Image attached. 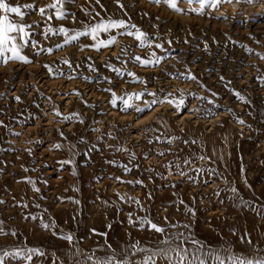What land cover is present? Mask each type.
Here are the masks:
<instances>
[{"label": "rangeland", "instance_id": "1", "mask_svg": "<svg viewBox=\"0 0 264 264\" xmlns=\"http://www.w3.org/2000/svg\"><path fill=\"white\" fill-rule=\"evenodd\" d=\"M9 2L15 5L17 0H9ZM30 2L32 0H19L21 4ZM49 2L50 0H37V6ZM120 3L124 5V9L119 7L116 0H100V4H96V0H74V2L69 0L65 7L70 13L75 14L77 22L73 24L72 17L69 15L65 20L53 18L51 23L54 27L63 24L68 28H80L81 22H89L88 16L82 9L91 11L93 8L105 19L109 16L114 19L129 20L130 18L132 24L149 33L150 37L159 35L162 39L173 41L171 46L165 43V48L174 51L159 65L142 67L138 62L128 60V57L133 55L147 58L152 51L160 56H165V53L154 47H138V42L133 37L117 35L114 31L112 34L117 35V43L112 48L101 49L100 52L87 48L80 51L79 45L73 44L66 45L62 50L55 51L51 55L41 53L36 56L29 48L25 50V54L31 57L33 64L9 63L6 67H0V92H7L10 87H14V91L5 99H0V109L6 113V115L0 114V119L8 123L10 117L17 116V113L24 109L26 111L22 112L19 119H24L29 113L40 116L39 120H32L23 127L14 124L16 131L23 132V135L18 138L10 135L3 136L4 129L0 128V136L3 140H11L14 147L21 150L0 152V160L6 162L5 165H0L6 169V174H0V199L7 201L6 204L0 205V218L6 222V231L17 232L16 237L11 235L0 237V245L8 247L23 243V241L19 242V239L23 240L21 237L24 231L29 226L35 227L37 242L23 244L28 247H39L46 254L43 257H34L32 264H52L56 257H60L64 264H68L65 253L70 245L56 238L52 234L53 230L42 229L37 220H25L23 217L28 214L43 218L46 222L54 219L57 224L55 231L71 232L74 243L84 253H90L97 246L108 243L116 249L118 254H121L123 248L131 241L139 240L143 244H150L161 238L157 233L140 231L129 225L127 214L132 212L134 215H150L153 221L159 224H164L163 218L166 216L172 224L177 225L176 228H169V231L184 232L186 235L190 233L192 238L202 244L212 248L231 247L236 252H242L248 248L246 243L240 242V236L247 231L251 233L253 243L264 250V219H261L252 209H242L240 218L232 221L228 227L223 221L215 219L218 215L214 212V222L206 227L207 230H211V233L206 235L205 224L201 226L200 222L193 221L196 214L198 218H202L201 213H203L196 211L195 206L203 208L206 206L209 209L215 208L220 201L232 204L233 194L230 191H224L232 186L238 189L243 199L254 202L256 206L264 205V115H261L264 113V84L257 79L264 77V60L256 55V53H264V16L257 15L264 13V7H262L264 3L225 4L222 11L230 19L178 14L166 5L151 3L150 0H120ZM179 7L187 9L189 6L181 0ZM143 13L148 15L144 16ZM220 15V12L212 13L213 17ZM156 17H159V20ZM39 20L40 17L35 12L25 17L28 23ZM40 30L37 28V33ZM35 39L39 40L44 47H54L62 43L63 36H50L45 40L37 35ZM185 39L189 43H184ZM155 42L159 43L161 40ZM205 42L208 44L207 51L204 50ZM80 43L90 44L92 41L82 37ZM121 48L128 50L127 56H121V59L128 60L124 65L116 60V57L121 55ZM246 48L253 51L249 53ZM88 57L92 58L91 61ZM65 58L72 61L73 68L76 64H80V68L75 69L78 73L77 77L75 79L50 78L43 65L60 67L64 72L71 73V70L62 63ZM109 61L123 71V78L104 66L105 62ZM92 62L95 63L98 72L89 71L87 68V64ZM188 70L198 78V81L176 78L175 74L186 73ZM128 72L135 73L148 81V91L156 92L161 97L171 92L173 97L178 99L182 90L185 98L184 112L177 115L169 103L162 104V108L159 107L161 104H158L153 111L144 114L139 120H137V113L132 110L123 113L118 108L110 106L112 109L109 112L105 103L107 101L106 104H109L111 96L98 89L113 87L119 96L125 92H141L145 88L144 84L132 83V77L127 75ZM221 75L225 77V81L219 79ZM83 77H90L91 82ZM102 77H109L113 84L100 82L98 78ZM5 79L10 83L4 84ZM227 81H231V84L226 87ZM201 84L206 85L207 88L201 87ZM86 89H92L96 94L94 100L98 99V101L88 100V103L95 107H86L82 101L81 104L68 109L66 101L60 98L62 95H59L72 93L73 90H78L85 95ZM232 89L251 101V105L237 100ZM26 91L28 95H23ZM40 92H43L46 97L50 96L51 101L41 97ZM212 92L218 93V96L213 97ZM16 95L22 96L23 104L14 101L13 97ZM71 96L78 98L76 95ZM201 96H206L215 103L201 101L198 99ZM144 99L151 100L152 97L145 96ZM53 103L59 106L65 115L78 111L84 117V124L58 122L60 118L54 117L50 112ZM136 103L140 107L144 106L142 101ZM35 104H39L40 109H37ZM196 108H199V111L188 112V109ZM227 109L232 111L229 112ZM42 110L49 111L50 114L44 117ZM103 112L107 115L101 114ZM51 116L50 123L48 120ZM157 118L166 120L168 127L161 128ZM238 119H243L245 124L238 123ZM41 120H43V126L33 130L38 127V122ZM248 125H251V128ZM145 127L159 129L155 133L147 134V138L153 139L152 144L146 142L141 131ZM58 128L63 130L67 141L61 139L56 131ZM96 128L99 131H93ZM45 132L47 135L44 134ZM108 132L113 133L118 139L113 140L107 136L99 139L102 134ZM161 133L177 135L187 140L195 139L197 143L185 145L176 141L169 145L163 140L155 142V136ZM81 136L86 138L85 143L79 142ZM29 140H42L43 143L28 144ZM56 142L63 144V148L50 150L52 144ZM69 142L76 145L71 151H69ZM94 145L95 150H92ZM108 145H123L135 151L138 159L133 163H139L140 169H133L132 172L125 174L122 168L106 163L108 160H116L122 164L128 163L127 154L115 152L109 149ZM0 146L8 147L3 141H0ZM29 147L32 149V155L23 151ZM169 148L171 153L178 152L181 158L191 157L193 154L207 157L208 159L203 161L194 162L196 166L206 171L200 175L189 172L190 176L195 177V182L168 175L163 165L176 157L171 153L160 157L156 155V152L166 151ZM144 152L149 153V159L143 158ZM63 160H72L74 163L61 165L59 162ZM22 164L30 171L24 172L21 169ZM150 166L155 167L157 172L163 173L167 179L157 176L154 183L150 182L148 176L152 173L144 171ZM208 169L213 170L217 175H211ZM25 176L31 177L36 182V186L40 189L39 193L34 192L32 186L27 183L16 182ZM110 177H121L125 181L142 178L146 187L118 183ZM245 177L247 184H245ZM204 180H208L209 183L205 184ZM171 183H175L176 187L167 186ZM248 185L251 187L249 188ZM217 190H220L219 196L214 195ZM149 191L153 193L151 200L147 199L146 195ZM66 192H70V196L65 200H71V202H65L63 196ZM117 192L138 197L146 211L141 212L135 204L120 201L116 195ZM173 193L177 195L174 196ZM13 197L16 200H21L23 197V203L28 204V208L13 207ZM181 199L185 202L184 204L179 203ZM102 201H109V204L105 205ZM59 202L62 207L58 204ZM35 203H38L40 207H35ZM188 206L195 210V215L186 214L185 210ZM224 206L216 208L222 210ZM109 223L112 224L111 229L105 227ZM184 224H189L190 227L186 229L183 227ZM92 228H96L99 232H107V237L92 234L90 231ZM233 230L236 234H233ZM107 254L106 248L96 252L97 256ZM9 264H19V262L9 261Z\"/></svg>", "mask_w": 264, "mask_h": 264}, {"label": "snow or ice", "instance_id": "2", "mask_svg": "<svg viewBox=\"0 0 264 264\" xmlns=\"http://www.w3.org/2000/svg\"><path fill=\"white\" fill-rule=\"evenodd\" d=\"M69 2V0H50L49 3L44 4L42 6H37V0H32L30 3H17L13 5L9 2V0H0V67H6L9 63L14 64H22V65H30L33 64L34 61L25 54V50L31 48L33 54L39 56L41 53H47L49 55L53 54L55 51L62 50L66 45L78 44L79 50L83 51L86 48L95 50L96 52H100L101 49L112 48L117 43V35H124L133 37L138 42V47L145 48H155L159 49L161 52L165 53V56L157 55L155 51H152L147 58H142L138 55H133L128 57V60H132L134 62H138L142 67L146 66H157L161 63L162 60L166 59L168 55L172 54L170 48H165V43L169 46L173 43L170 39H162L159 35L155 37H150L149 33L144 32L137 25L132 24L129 20L125 19H114L109 16L105 19L99 12H96L93 8L91 11L88 9H82L85 14L89 18V22H81L80 28H68L61 24L59 27H54L51 21L53 18L56 20H65L71 15L72 22L75 24L76 17L74 13H70L65 5ZM74 2V0H72ZM151 3L155 4H164L172 11L188 15L195 14L197 16H208L213 19H230V17L225 14L222 9L225 4H259L264 3V0H183L189 7L187 9L179 7V3L181 0H150ZM116 3L119 5L121 9H124V5L120 3V0H116ZM96 4H100V0H96ZM101 7H103L101 5ZM106 11V10H105ZM32 12H35L39 17V21H32L28 23L25 21V17L30 15ZM213 12H220V16H212ZM239 14V13H237ZM125 15L127 13L125 12ZM144 16H147L148 13H143ZM257 15L264 16V13H259ZM99 17V19H97ZM159 20V17H156ZM153 27L158 28V25H152ZM40 28V32L37 33L36 29ZM116 32L117 35H113V32ZM103 34V36H102ZM189 34H191L189 32ZM37 35H40L43 39L47 40L50 36H63L62 43L55 45L54 47H44L39 40L35 39ZM82 37L88 38L92 41L90 44L80 43ZM231 39V38H229ZM156 40H161V42L157 43ZM215 42V38H213ZM184 43H189L187 39H185ZM233 43H236L233 41ZM259 43V41H257ZM204 50H208V44L205 42ZM246 50L251 53L253 50L250 48H246ZM128 50L126 48H121V55L116 57V60L119 61L120 64L124 65L128 62V60L121 59V56H127ZM260 59L264 60V53H256ZM91 57H88V60L91 61ZM62 63L67 66L68 69L71 70V73L64 72L60 67L53 68L51 65H43V67L47 70L50 78H59L65 77L67 79H75L78 73L75 72V69L80 68V64H76L75 68H73V63L70 59L65 58ZM104 66L108 68L110 71L116 73L118 77L123 78V71L120 68H117L110 61L105 62ZM87 68L89 71L98 72V69L95 67V63L87 64ZM128 76L132 77V83H140L144 84L145 88L141 92H125L122 95H117L114 91L113 87H107L98 89L100 91L109 93L111 99L108 101L109 105L112 108H118L120 112L127 113L129 110L135 111L137 113V120L144 114L151 112L155 109L158 104L169 103L173 106L177 115H181L184 112L185 108V98L184 93L180 90L181 95L177 99L173 97V93L168 92L164 94L162 97L156 93L148 91L147 84L148 81L143 78L137 76L135 73L128 72ZM174 75V74H169ZM176 78H184L186 80L198 81V78L188 70L186 73H178L175 74ZM242 78V77H241ZM15 79V77H13ZM83 79L91 82L90 77H83ZM219 79L221 81H225L224 76H220ZM261 84H264V77L257 78ZM100 82L107 83L109 85L113 84V81L109 77L98 78ZM10 82L5 79L4 84H9ZM231 84V81H227L225 86ZM203 88H207L206 85H200ZM14 91V87H10L7 92H0V99H5L8 94ZM39 92V89H37ZM208 91H211L208 89ZM233 95L240 102L251 105V101L247 100L240 92L232 89ZM163 92V89H161ZM41 97L45 98L48 101H51L50 96H45L43 92L39 93ZM23 95H28L26 91ZM62 96L76 95L80 97L85 104L86 107H95V105L89 104L87 100L83 99V94L78 90H73L72 93H60ZM194 95V94H189ZM211 95L213 97H217L218 93L212 92ZM145 96L152 97L151 100L144 99ZM173 97L172 99H169ZM14 101L19 104H23L24 101L21 95H16L13 97ZM201 101H207L210 104H214V100H210L206 96L198 97ZM142 101L143 107L137 105L136 102ZM37 109H40L39 104H35ZM26 111V109L17 113V116L10 117L9 122L5 123L4 120L0 119V128L4 129L3 136H14L20 137L23 135V132H19L15 130L14 124H19L23 127L26 124H29L32 120H39L40 116L35 113H29L24 119H19L22 112ZM199 111V108L196 109H188V112H196ZM227 111L231 112V109H227ZM51 114L54 117H59L60 123H80L84 124V117L78 112L73 111L65 115L61 112L59 106L53 103V106L50 110ZM0 114H5L3 109H0ZM49 111L42 110V115L47 117L49 115ZM103 115H107L106 112L101 113ZM251 115V112H249ZM264 115V113H261ZM158 123L161 128H167V121L161 120L157 118ZM99 123V122H97ZM238 123L245 124L243 119H238ZM131 127V125H128ZM251 128V125H248ZM119 131H124L125 129H118ZM59 133L62 140L67 141V137L65 136L62 129H56ZM93 131H99L98 128L93 129ZM146 138V142L148 144H152L153 139L147 138V134L149 132H157L159 129L153 127H145L142 130ZM183 131V129L181 130ZM47 135V132L44 133ZM104 136H107L110 139L116 140L118 139L113 133L108 132L102 134L99 139H103ZM155 142H163L168 143L169 145L173 144L176 141H180L185 145L196 144L197 141L195 139L187 140L183 139L177 135H168L167 133H161L160 135L155 136ZM0 141L6 143L8 147L0 146V152H18L21 151L14 147L11 140H3V137L0 136ZM80 143H85L86 138L84 136L79 137ZM28 144H40L43 143L42 140H29ZM76 145L71 144L69 142V151L72 148H75ZM109 149L115 152H124L128 156V163L122 164L117 162L116 160H108L106 163L113 165L114 167H120L123 169L125 174H128L133 171V169L139 170L141 165L139 163H133L138 159L135 151L124 147L123 145H108ZM63 148V144L56 142L53 143L50 150H60ZM95 150V145L93 149ZM23 151L27 152L29 155H32V149L26 148ZM91 151V150H90ZM166 153H171V148L166 151H157L156 155L163 157ZM176 158L172 161H168L163 165L164 168L167 169L168 175L179 176L184 179H188L190 181L195 182V177L190 176L189 172H195L197 175L204 173L206 170L199 166L195 165L196 160L203 161L208 159L202 155L193 154L191 157L181 158L178 152L171 153ZM142 156L145 160L149 159V153L144 152ZM19 159V156H17ZM6 162L0 160V165H5ZM61 165L73 164L72 160H63L59 162ZM131 165V167L129 166ZM21 169L24 172L30 171L29 168L25 167L23 164L21 165ZM187 169V170H186ZM146 172L152 173V175L148 176V180L154 183L155 177L159 176L161 179H167V177L160 172H157L155 167L150 166L147 169H144ZM211 175H217L213 170H207ZM241 172H244V169H241ZM0 174H6V169L4 166H0ZM75 175V171H73ZM111 179L116 180L118 183H126L129 185H139L142 187H146L145 182L142 178H137L134 180L125 181L121 177H110ZM102 179V178H98ZM226 181V178H225ZM17 183H27L32 186V190L36 193L40 192V189L36 186V182L29 176L22 177L21 179L16 181ZM47 183V181H45ZM205 184H208V180H204ZM227 183V181H226ZM245 184H247V179L245 177ZM169 187H176L175 183H171L167 185ZM250 188L251 186L248 185ZM224 191H230L233 194V205L234 207L240 209H252L254 210L261 219H264V205L256 206L254 202L243 199L239 193L238 189L234 186L230 188L224 189ZM117 197L120 201L124 203L135 204L141 212H145L146 209L143 206V202L134 196H130L127 193L121 194L119 192L116 193ZM147 199L151 200L153 198V193L149 191L147 194ZM173 195H177V193H173ZM214 195L219 196L220 190L214 192ZM7 201L0 199V205L6 204ZM78 203V201H76ZM103 204L108 205L109 201H102ZM180 204H184L183 199L179 200ZM223 203V201H220ZM12 206L16 208H28V204L23 203V197L21 200H16L15 197L12 198ZM35 207H40L38 203L34 204ZM187 215H195V210L190 206L186 207ZM25 220H37L39 222V226L44 230H53L52 234L58 238L66 241L70 248L66 251L65 257L68 258V264H264V250H262L258 244L253 243L251 238V233L245 231L240 236V242L246 243L248 248L242 252L233 251L231 247L228 248H212L205 244H202L200 241L192 238L191 234H185L184 232L179 231H169V228H176V224H172L169 221L168 217H164V224H159L154 222L150 215H134L132 212L127 214V220L129 225L133 228H137L140 231H149L159 234L161 237L159 240H156L150 244H143L139 240L131 241L127 244L121 254H118L116 249L112 247L111 244L105 243L102 246H97L92 249L90 253H84L76 244L74 243V237L71 232H60L55 231L57 228V224L54 219L48 220L40 217L32 216L28 214L23 217ZM5 221L0 218V237H7L11 235L12 237L17 236V232L15 230L6 231L5 230ZM106 228L111 229L112 224H106ZM184 228H189V224H184ZM91 233L94 235H99L103 237H107V232H99L96 228H92ZM233 234L235 230H233ZM130 235V234H129ZM107 249L108 254L105 256H97L96 252ZM46 253L43 249L39 247H28L23 243H16L11 246L5 247L0 245V264H9V261H17L19 264H32L33 258L40 256L43 257ZM54 255V254H53ZM52 264H64V261L60 257H56Z\"/></svg>", "mask_w": 264, "mask_h": 264}, {"label": "crops", "instance_id": "3", "mask_svg": "<svg viewBox=\"0 0 264 264\" xmlns=\"http://www.w3.org/2000/svg\"><path fill=\"white\" fill-rule=\"evenodd\" d=\"M224 206V209H219V208H216V207H220ZM216 209L214 207H210L209 209L205 206V208L201 207V206H195V210L196 211H202L203 213L202 214V218H198L197 217V214L194 216V223H198L200 222V225L202 226L203 224H205V235L208 233L210 234L211 233V230H207L206 227L209 226V223H213L214 222V218H213V213L215 212V215H218L217 218L215 219H218L219 221H223L224 224L228 227L230 224H232V221H234L235 219L238 220L240 218V214H241V211L242 209L240 208H237V207H234L233 203L232 204H228V203H218L216 205ZM198 208V209H197ZM201 209V210H199ZM245 210V209H244ZM244 213V212H243ZM242 213V214H243ZM224 226V225H223ZM34 231V232H33ZM37 235L36 234V230H31L29 227L26 231H24V235L23 237H21L23 240L19 239V242H22L23 243H27V242H31L33 241V239H36V238H31V235Z\"/></svg>", "mask_w": 264, "mask_h": 264}, {"label": "bare ground", "instance_id": "4", "mask_svg": "<svg viewBox=\"0 0 264 264\" xmlns=\"http://www.w3.org/2000/svg\"><path fill=\"white\" fill-rule=\"evenodd\" d=\"M260 7H261V5H260ZM262 7H264V6H262ZM46 82V81H45ZM40 85V84H39ZM59 86V85H58ZM63 87V86H62ZM59 88V87H58ZM73 88V87H72ZM48 89V88H47ZM87 90V89H86ZM54 91V90H53ZM174 91V90H173ZM48 92V91H47ZM50 92V91H49ZM55 95V94H54ZM98 95V94H97ZM58 96V95H57ZM56 97V96H55ZM60 98L61 99H63V100H65L66 101V103H67V106H68V109H69V107H71V106H75V105H77V104H81L82 103V99L80 98V97H78V98H76V97H74V96H71V95H69V96H60ZM86 99L87 101L88 100H90V102H91V100H93L92 102H95V101H98V99L97 100H94L95 98H96V94L92 91V89H88L87 91H86V94L85 95H83V99ZM98 98V97H97ZM99 99H100V97H99ZM105 102V101H104ZM76 103V104H75ZM106 103H107V101H106ZM105 103V106H106V108L108 109V111L109 112H111V109L112 108H110V105L109 104H106ZM164 104V103H163ZM49 105V104H48ZM165 105H167V104H165ZM161 106H163L162 104L161 105H159V107H161ZM166 108H169L170 106H165ZM162 108V107H161ZM160 110V109H159ZM166 116V115H165ZM164 117V116H163ZM119 118H121V117H119ZM183 119V118H182ZM45 121V120H44ZM48 121H50V123L52 122V116L49 118V120ZM158 121V120H157ZM42 122H43V120H41L40 122H38L37 124H38V127L37 128H35V129H33V130H36V129H40L43 125H42ZM180 122V121H179ZM197 122H198V120H197ZM49 123V124H50ZM114 123V122H113ZM48 124V125H49ZM143 124V123H142ZM103 125V124H102ZM145 125V124H144ZM210 125V124H209ZM45 126V125H44ZM213 126V125H212ZM221 126V125H220ZM47 127V126H46ZM177 128V127H176ZM175 128V129H176ZM212 128V127H211ZM29 129V128H28ZM140 134V133H139ZM138 135V134H137ZM51 153H53V152H51ZM55 155V154H54ZM65 181V180H64ZM63 183V182H62ZM69 191V190H68ZM70 196V192H66L65 193V195L63 196V198H64V200L66 199V198H68ZM65 202H71V200L70 201H66L65 200ZM60 206L62 205L61 204V202H59L58 203ZM59 206V207H60ZM62 207V206H61ZM68 207H69V205H68ZM66 208V207H65ZM72 210V209H71ZM74 210V209H73ZM69 212V211H68ZM69 215V214H68ZM29 228L31 229V230H36V228L35 227H30L29 226ZM31 238H37V235H35V234H33V235H31ZM37 239H33V241H36ZM40 240H42V239H40ZM37 242V241H36ZM35 242V243H36Z\"/></svg>", "mask_w": 264, "mask_h": 264}]
</instances>
